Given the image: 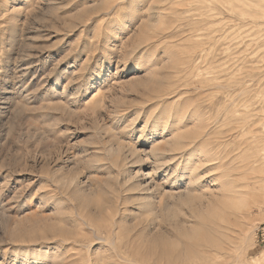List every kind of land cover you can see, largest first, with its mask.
<instances>
[{"label":"rangeland","instance_id":"374dc122","mask_svg":"<svg viewBox=\"0 0 264 264\" xmlns=\"http://www.w3.org/2000/svg\"><path fill=\"white\" fill-rule=\"evenodd\" d=\"M0 264H264V0H0Z\"/></svg>","mask_w":264,"mask_h":264},{"label":"bare ground","instance_id":"6f19581e","mask_svg":"<svg viewBox=\"0 0 264 264\" xmlns=\"http://www.w3.org/2000/svg\"><path fill=\"white\" fill-rule=\"evenodd\" d=\"M262 148H263V147H262ZM194 150H195V149H194ZM191 151H192V150H191ZM197 151H198V150H197ZM192 152H193V151H192ZM201 152H202V151H201ZM159 153H161V152H159ZM159 153H158V154H159ZM163 154H164V153H163ZM193 154H194V153H193ZM192 156H195V155H190L188 158H190V157H192ZM186 158H187V157H186ZM197 158H199V157L197 156ZM188 160H189V159H188ZM196 161H197V160H196ZM197 162H198V161H197ZM194 172H195V171H194ZM195 173H197V172H195ZM195 173L193 174V177L191 178V180H194L195 183L198 182V184H199V180H198L199 178H198L197 174L195 175ZM180 175H181V177H182L183 173H180ZM180 175H178V177H179ZM183 177H184V176H183ZM135 187H136V185L134 184L132 188H135ZM147 190H148V189H147ZM233 194L238 195V197H237L235 200H234V199H229L225 204H228L229 206H230V205H236L237 208H239V209H243V207L246 206V205H245V204H246V199H245V196H246V195H243V193H233ZM141 195H142V194H141ZM149 200H150V199H149ZM145 202H146V201H145ZM150 203H151V200H150V202H147V203H146V206H145V207L147 208V206H148V207L151 209V211H152V208L150 207V206H151ZM144 205H145V204H144ZM152 205H153V204H152ZM166 210H167V209H166ZM168 210H170V209H168ZM168 210H167V211H168ZM148 211H149V210H148ZM167 211H166V212H167ZM209 212H210V211H209ZM211 213H212V211H211ZM242 213H243V212H242ZM245 214H246V213H245ZM209 216H211V215H209ZM209 216H208V217H209ZM243 226H244V225H243ZM243 226H241V228H242ZM244 227H245V226H244ZM244 227H243V229L246 228V227H245V228H244ZM239 230H240V229H239ZM224 231H226L225 233H227L228 230H224ZM245 232H246V231H245ZM217 233H218V232H217ZM225 233H224V234H225ZM244 234H245V233H244ZM210 236H211V235H210ZM218 236H220V235L218 234ZM224 236H226V235H224ZM212 238H215V237H214V236H211V239H212ZM216 238H217V237H216ZM240 238H242V237H240ZM211 239H210L211 242H212V241H215L214 239H213V240H211ZM217 240H219V239H217ZM205 241H206V240H205ZM207 241H208V240H207ZM209 243H210V242H209ZM213 243H214V242H213ZM216 243H217V242H216ZM218 243H219V242H218ZM213 246H214V244H213ZM219 246H220V245H219ZM209 247H210V246H209ZM212 249H213V248H212ZM192 251H193V250H192ZM171 253H172V252H171ZM182 254H183V253H182ZM196 256H197V255H196ZM200 256H201V255H200ZM189 257H190V256H189ZM187 259H189V258H187ZM191 259H192V258H191ZM184 262H185V261H184Z\"/></svg>","mask_w":264,"mask_h":264}]
</instances>
